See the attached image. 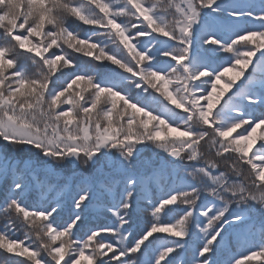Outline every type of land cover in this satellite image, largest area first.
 Masks as SVG:
<instances>
[{"label":"snow or ice","instance_id":"snow-or-ice-1","mask_svg":"<svg viewBox=\"0 0 264 264\" xmlns=\"http://www.w3.org/2000/svg\"><path fill=\"white\" fill-rule=\"evenodd\" d=\"M0 216V264H264V0H0Z\"/></svg>","mask_w":264,"mask_h":264},{"label":"trees","instance_id":"trees-1","mask_svg":"<svg viewBox=\"0 0 264 264\" xmlns=\"http://www.w3.org/2000/svg\"><path fill=\"white\" fill-rule=\"evenodd\" d=\"M244 250H246V249L245 248H241V247H237L234 251L238 253V252H241V251H244Z\"/></svg>","mask_w":264,"mask_h":264},{"label":"rangeland","instance_id":"rangeland-1","mask_svg":"<svg viewBox=\"0 0 264 264\" xmlns=\"http://www.w3.org/2000/svg\"><path fill=\"white\" fill-rule=\"evenodd\" d=\"M2 221H3V217H2V216H0V223H2Z\"/></svg>","mask_w":264,"mask_h":264}]
</instances>
